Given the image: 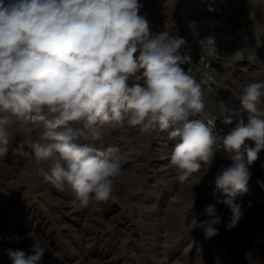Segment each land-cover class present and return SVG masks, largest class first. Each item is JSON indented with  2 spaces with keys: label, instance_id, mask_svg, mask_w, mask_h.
<instances>
[{
  "label": "clouds",
  "instance_id": "clouds-1",
  "mask_svg": "<svg viewBox=\"0 0 264 264\" xmlns=\"http://www.w3.org/2000/svg\"><path fill=\"white\" fill-rule=\"evenodd\" d=\"M141 7L139 0H0V159L9 153L14 123L26 137L39 127L37 139H23L12 153L47 165L38 174L59 190L70 187L73 208L100 213L131 175L121 148L101 145L103 125L127 124L141 134L172 129L179 142L169 159L182 183L209 167L221 146L233 153L215 175L214 195H224L226 226L234 228L243 215L235 201L248 192L249 165L264 150V81L248 83L236 97L247 122L218 135L215 121L231 125L237 113L223 102L218 116L208 113L205 89L182 67L191 63L180 52L186 41L167 31L152 35ZM246 55L257 57L248 48L233 56ZM205 213L209 219L193 220L191 228L210 239L223 218L214 205ZM32 239L30 252L7 250L11 264H42L46 248L41 237Z\"/></svg>",
  "mask_w": 264,
  "mask_h": 264
},
{
  "label": "rangeland",
  "instance_id": "rangeland-1",
  "mask_svg": "<svg viewBox=\"0 0 264 264\" xmlns=\"http://www.w3.org/2000/svg\"><path fill=\"white\" fill-rule=\"evenodd\" d=\"M139 2V14L149 22L152 35L165 31L179 37L196 34L194 38L209 53L210 60L221 67L222 71L213 76L212 86L206 89L202 85L208 113L218 116V99L230 94L237 97L248 83L264 81V0ZM206 11L222 17L227 14L228 22L223 25V19L211 18ZM238 26L253 36L244 37L239 46L260 49L255 59L246 55L244 59L224 60L219 53L225 44L235 43L228 35H236ZM257 41H261L259 47ZM191 74L198 82L203 80L194 71ZM208 89L213 91L208 93ZM242 119L247 122L246 113ZM222 124L216 121L215 128L230 126ZM103 130L101 145H118L127 156L123 167L131 175L116 184V202L109 201L102 205V212L89 214L71 206L75 197L70 187L59 190L38 174L37 168L47 165L38 166L32 159L12 153L23 139H37L39 127H34L30 137L15 123L9 128L10 150L0 159V264H11L7 256L10 248L30 252L33 235L43 237L46 251L42 264H264V187L258 183L264 182V150L249 165L252 178L248 192L235 201L242 205V218L234 228H228L231 212L220 202L224 195H214V179L222 166L232 163L233 153L221 146L209 167L204 165L182 183L169 159L179 142L178 137L169 136L172 129L141 134L138 128L111 122L104 124ZM209 205H214L223 219L217 225L218 234L206 239L201 228H191V222L209 219L205 213Z\"/></svg>",
  "mask_w": 264,
  "mask_h": 264
},
{
  "label": "bare ground",
  "instance_id": "bare-ground-1",
  "mask_svg": "<svg viewBox=\"0 0 264 264\" xmlns=\"http://www.w3.org/2000/svg\"><path fill=\"white\" fill-rule=\"evenodd\" d=\"M165 8V7H164ZM206 14H210L209 13V11H206L205 12ZM209 17H211V18H214L215 17V19H218L219 17L221 18V20L223 21V25H226L225 24V22H228V16H227V14H225L223 17L222 16H219V15H216L215 13H213V14H210V16ZM219 18V19H220ZM214 20V19H213ZM232 21V20H231ZM204 22H205V20H204ZM203 21H202V24L201 25H204L203 23H204ZM209 22V21H208ZM217 22H219V21H217ZM216 22V23H217ZM233 22V21H232ZM191 23V22H190ZM215 23V22H214ZM216 23H215V25H216ZM219 23H221V22H219ZM207 24V23H206ZM236 24V23H235ZM219 26H220V24H218ZM228 25V24H227ZM192 27V26H191ZM218 27V26H217ZM223 27V26H222ZM235 27H236V25H235ZM209 28V27H208ZM224 28V27H223ZM227 28V27H226ZM238 28H239V30H238V32H237V34L236 35H234L233 34V36H231L232 35V33H230V31L231 30H229V32H227V33H230L229 35H228V37L231 39V40H234V44L233 45H230V44H225V46H224V48H221V49H223V51H221L220 50V52L219 53H221V54H223V59L224 60H226V59H228V58H231V57H235V56H233L237 51H239V50H243V48L242 47H240L239 45H241V43H242V40L244 39V37H246V36H248V37H253L252 36V34H250V33H243V31L241 30L242 28L241 27H239L238 26ZM195 29V28H194ZM202 29H204V27L202 28ZM193 30V29H192ZM192 30H190V31H192ZM224 30V29H223ZM226 30H228V29H226ZM193 32V31H192ZM213 32V31H212ZM159 33H162V32H159ZM201 33V32H200ZM206 33V32H205ZM205 33H203V34H205ZM218 33V32H217ZM225 33V32H224ZM213 34V33H212ZM221 34H223V33H221ZM182 36V38L186 41V43H185V45L180 49V52H181V55H187V56H189L190 58H191V63L190 64H186V65H182V67H188L187 68V70L186 71H188V70H190L191 72H195V73H197L198 74V76L200 77V78H202L203 80H201V81H199L200 83H201V85H203L204 86V88H209L210 86H212L213 85V81H214V77L213 76H215V75H217L220 71H222L221 70V67H216L215 66V64H214V62L213 61H211L210 59V56H209V53L207 52V51H204V49H203V47L201 46V44L199 43V41L197 40V39H195L194 37H195V35H187L186 33H184V34H181ZM206 35H208V34H206ZM216 35V34H215ZM223 35H225V34H223ZM203 36V35H202ZM201 36V37H202ZM204 37V36H203ZM224 37V36H223ZM262 38H264V37H262ZM209 39V38H208ZM229 39V40H230ZM252 39V38H251ZM254 39H256V38H254ZM210 40V39H209ZM257 40V39H256ZM255 42V41H254ZM246 48H248V49H252V50H254L255 51V54H258L259 52H260V49H258V48H256V47H253V45H250V46H247ZM220 49V48H219ZM262 68V67H261ZM221 74V73H220ZM212 76L213 77V79H211V80H209L207 77L208 76ZM216 78V77H215ZM218 78V77H217ZM216 82V81H215ZM219 85V84H218ZM228 85V84H227ZM202 86V87H203ZM221 86V85H220ZM218 87V86H217ZM224 87V86H223ZM234 87V86H233ZM232 88V87H231ZM239 92V91H238ZM228 93V92H227ZM220 102H223L224 103V105L227 107V108H231L232 109V107L234 108L233 110L237 113V115L234 117V119H233V123H236L239 119H242L243 118V112H241L240 111V105H239V101L236 99V97L233 95V94H230L229 96H227L225 99H218V103H219V105H220ZM195 118V117H194ZM198 118H203L202 116H198ZM221 119L222 118H218V120L219 121H221ZM218 120H216V121H218ZM216 121H215V123H216ZM219 125V124H218ZM222 125H224L225 126V124H222ZM223 126V127H224ZM231 126V125H230ZM230 126H226V127H224L223 129H217V128H215V130H216V133L219 135H221V136H223V134H225V133H229L230 132V130L233 128V127H230ZM215 127H216V125H215ZM235 127V126H234ZM222 132V133H221ZM225 151V150H224ZM12 189V188H11ZM11 191V190H10ZM18 191V190H17ZM19 197V196H18ZM3 198V197H2ZM12 198V197H11ZM15 198V197H14ZM54 198V197H53ZM10 199V198H9ZM13 203V202H12ZM61 204V203H60ZM63 204V203H62ZM69 204V203H68ZM13 205V204H12ZM26 208V207H25ZM34 208V207H33ZM37 211V210H36ZM14 213H15V211H14ZM25 213H26V211H25ZM34 214V213H33ZM15 215V214H14ZM37 215V214H36ZM16 216V215H15ZM20 216V215H19ZM35 216V215H34ZM14 217V216H13ZM38 217V216H37ZM42 217V216H41ZM19 218V217H18ZM50 218V217H49ZM1 219H2V217H1ZM36 219V218H35ZM46 219V218H45ZM119 219V218H118ZM5 220V219H4ZM19 220V219H18ZM120 220H122V221H124L123 219H120ZM119 220V221H120ZM36 221V220H35ZM38 221V220H37ZM46 221V220H45ZM12 222H14V221H12ZM42 225V224H41ZM3 226V225H2ZM15 225L13 224V227H14ZM17 227V226H16ZM15 227V228H16ZM19 228V227H18ZM114 228V227H113ZM35 229V228H34ZM3 230V229H2ZM12 230V229H11ZM17 231V230H16ZM49 231V230H48ZM22 232V231H21ZM92 233H94V232H92ZM101 233V232H100ZM8 234V233H7ZM15 235V234H14ZM26 236V235H25ZM91 236V235H90ZM93 236V235H92ZM1 237V236H0ZM46 237V236H45ZM27 238V237H26ZM43 238V237H42ZM49 238V237H48ZM53 239V238H52ZM9 240V239H8ZM51 240V239H50ZM95 242V241H94ZM14 243H15V241H14ZM29 243V242H28ZM1 244V243H0ZM24 244V243H23ZM98 244V243H97ZM105 245V244H104ZM22 246V245H21ZM29 246V245H28ZM8 247V246H7ZM45 247V246H44ZM49 247V246H48ZM102 251V250H101ZM3 252V251H2ZM51 252V251H50ZM104 253V252H103ZM3 254H5V253H3ZM0 256H1V254H0ZM54 258V257H53ZM2 259V258H1ZM55 259V258H54ZM53 259V260H54ZM8 262V261H7ZM258 263V262H257ZM50 264V263H49Z\"/></svg>",
  "mask_w": 264,
  "mask_h": 264
}]
</instances>
